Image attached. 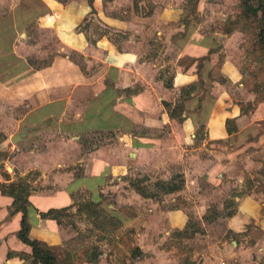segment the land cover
<instances>
[{
    "label": "crops",
    "instance_id": "obj_1",
    "mask_svg": "<svg viewBox=\"0 0 264 264\" xmlns=\"http://www.w3.org/2000/svg\"><path fill=\"white\" fill-rule=\"evenodd\" d=\"M185 1L0 0V53L18 57L16 68L24 71L16 83L23 87V93L25 90L23 96L32 100V105L21 113L26 122L23 125L35 127L25 118L50 115L52 111L46 110L54 106H59L58 115H71L73 110L80 113L77 112L80 102L83 109L80 117L72 114L63 124L72 134L70 143L68 138L58 141L57 145L45 141V151L32 147L31 154H23L26 161L28 158L34 161L28 168H37L43 177L38 187L27 195L26 220L30 238L47 245L62 241L63 231L57 220L42 216L41 212L70 205L71 191L97 188L120 162L121 157L111 154L115 149H134L128 153H133L134 164H140L144 157L155 154L159 159L173 153L172 148L184 150L187 143L199 139V143L190 148L191 158L185 159L201 176L191 181L222 179L221 187L216 188L219 197H230L234 204L230 213L223 217L224 235L219 242L222 250L232 256L222 259L213 256L211 264H221V261L223 264L253 261L264 264V256H257L255 260L249 256L250 250L264 252V98L252 102V109L240 110L241 104L226 99L228 94L222 90L223 83L233 82V79L229 77L219 83L200 71L202 67L208 70L212 67L211 57L198 69V57L213 52L225 53L221 67L233 75L239 67L229 58L230 52L222 48L211 51V48L214 42L236 40L239 31L198 30L191 19H183ZM196 2L208 4V0H202V4L201 0ZM93 11L98 23L106 29L93 31L89 26L88 29L81 27L87 21L85 17H90ZM29 25L42 31L43 36L50 35L59 49L81 53L86 71L94 65L93 70H81L68 52L55 53L45 63L33 65L32 60L40 57L18 49L21 42H26ZM29 45L34 48L37 43ZM166 51L168 54L175 52V56L170 66L172 71L166 70L169 75L164 81L160 78V68L166 58L157 57ZM184 56L191 60L183 63L180 58ZM2 65L4 68L10 66L6 61ZM188 84L193 87L188 88ZM200 85L207 89H200ZM81 91L86 93L83 101L78 95ZM253 97V93L248 94L247 101ZM164 102L180 105L182 119L172 117ZM226 119H231L235 126L229 132ZM166 123H170L169 127ZM94 129L112 131L118 141L80 153V134L75 133ZM33 130L36 127L20 143L28 142ZM199 149L206 152L198 154ZM78 153L75 160L82 168L75 173L72 160ZM57 158L64 160L58 162ZM50 184L53 187L46 189ZM208 189L211 191V186ZM202 191L198 196L205 195V189ZM208 196L214 195L208 192ZM58 199L61 202L54 204ZM10 202L11 197L0 192V264H44L46 256L34 254L17 236L21 211L11 210ZM200 206L197 203V207ZM168 213L170 219L178 220L184 211L176 208ZM155 259L158 260V256Z\"/></svg>",
    "mask_w": 264,
    "mask_h": 264
},
{
    "label": "rangeland",
    "instance_id": "obj_2",
    "mask_svg": "<svg viewBox=\"0 0 264 264\" xmlns=\"http://www.w3.org/2000/svg\"><path fill=\"white\" fill-rule=\"evenodd\" d=\"M196 1H185L183 19H191L198 25V30L202 32H228L233 29L239 31L236 40L214 42V48H211V51L222 48L230 52L228 53L229 58H233L239 67L238 70H234L233 75L221 67L220 62H223L221 59L225 53L213 52V54L198 57V69L200 65L203 66L204 61L211 57L214 61L212 67L208 70L201 66L200 71L205 73L210 80L215 79L219 83L229 77L233 79V82L223 83L222 90L228 94L226 99L239 102L242 106L240 110L252 109V102L255 103L264 98V56L256 37V19L242 17V0H208V4L203 5H199ZM200 3L202 4V0ZM93 12L90 17H85L87 21L81 27L88 29L89 26L93 31L106 29L101 27L102 25L96 19V12ZM28 31L26 42H21L18 49L20 52L27 51L29 54L34 53L40 57L32 60L33 65L45 63L48 57L55 53L68 52L59 49V45L50 35L47 34L45 37L42 31L33 29L30 25ZM32 42L37 43L35 49L30 48L29 43ZM68 56L78 64L81 70L85 72L88 69L93 70L94 65L86 71L84 68L86 63L81 53L68 52ZM174 56L175 52L168 54L166 51L158 54V59L169 60L167 63L165 60L162 69L160 68V78L164 81L169 75L168 72L172 71L170 66H172ZM180 59L186 63L191 60V57L184 56ZM5 61L8 66L10 65V69L3 67L2 64ZM17 62L18 57L15 55L0 53V182H3L1 179H7L5 182H10L22 178L27 184L29 193L38 187L43 177L37 168H28L29 165L34 164V161H29V158L26 161L23 154H31L32 147L38 151H45V141H51L57 145L58 141L68 138V143H70L69 138L72 134L65 129L63 124L72 118V114L80 117L83 109L80 102L77 103L79 108L77 112L80 113L73 110L71 115H58L59 106H54L46 110V112L52 111L50 115L25 118L30 121L31 125H35L36 130L31 132L30 140L24 144L19 141L11 142L9 135L20 131L21 125L25 122L24 117L21 116L22 111L32 105L31 97H24L25 90L23 93V87L16 83L20 79V73L24 71L22 68H16ZM204 88L207 89L206 86L200 85V89L204 90ZM250 93L254 94L253 100L247 101V95ZM78 95L81 101L86 98L85 91H81ZM168 103L171 108L173 105L171 106V102ZM177 106L172 109L175 116L180 111ZM164 107L168 110L167 106L164 105ZM166 125L169 127L170 123ZM75 134H80V153L95 150L101 144L118 141L116 137H113V132L108 130L94 129ZM195 143L198 144L199 139L187 143L184 150L178 151L179 149L172 148L173 153L159 157V159L155 154L144 157L140 164H134L132 162L133 153H128V151L133 152L134 149L123 147L121 150L115 149L114 153L110 150L109 153L112 152L113 156L121 157L117 164L118 167L114 166L116 169L113 173H109L97 188L91 190L79 188L71 191L72 203L65 209L52 212L56 215L63 231L60 243L48 245L57 263L211 264L210 260L213 256H221V259L224 256H232L229 252L222 250L219 242L224 235H222V220L232 210L234 204L231 200L233 199L219 197V190L216 188L221 187L222 179L212 182L204 179L191 181L194 177L196 179V176L201 178L200 173L193 171L192 165H188L185 161L191 158L189 156L193 152L190 148L195 146ZM172 149H168L169 152ZM60 151L64 158V150ZM75 152L77 153L76 149ZM156 152L159 153L157 150ZM203 152L206 150L199 149L198 154H203ZM80 153L72 160L75 173L81 171L82 168L75 160ZM63 158H57L58 162H62ZM47 186L46 189L53 187L51 184ZM209 186L212 188L211 191L208 189ZM203 189H205V195L198 196L197 193ZM208 192H212L214 196H208ZM202 193L203 191L200 194ZM228 193H231L230 190ZM210 199L211 201L207 202ZM60 202L61 199H58L53 203L57 205ZM197 203L201 206L197 207ZM176 208H181L184 213L178 220L175 217L170 219L168 212ZM162 213L165 214L164 217ZM157 256L158 260L155 259ZM249 256L255 260L257 256L259 258L264 256V252L256 253L250 250ZM164 258L167 261H162ZM255 263L253 261L246 264Z\"/></svg>",
    "mask_w": 264,
    "mask_h": 264
},
{
    "label": "trees",
    "instance_id": "obj_3",
    "mask_svg": "<svg viewBox=\"0 0 264 264\" xmlns=\"http://www.w3.org/2000/svg\"><path fill=\"white\" fill-rule=\"evenodd\" d=\"M241 11H242V17H245V18L252 17L256 19V22H257L256 37L259 43V48L261 50V53L264 56V0H242ZM187 86L190 89L193 87L192 84H188ZM163 104L167 106L168 111L172 117L174 116L178 120L182 119V117L179 114V111L176 116L174 115L172 111V109L176 108L177 105H173L170 108L168 102H164ZM177 107L179 109L180 105H178ZM225 122H226V129L228 132L235 128V126L231 122V119H226ZM228 122H229V125H228ZM230 123L232 124L230 125ZM0 192L3 194H7L11 197V202H10L11 210L21 211L20 227L16 231L17 236L31 247V250L32 252H34V254H43L46 256L44 264H58L55 259L52 249L47 244L35 238H30L28 236L29 225L26 220V208L28 204V200H27L28 189H27L26 182L22 178L17 179V181L14 180V181L5 182V183L0 182ZM66 207L67 206H63L60 208L51 207V208H48L46 211L41 212V215L49 216L57 220L56 215H54L52 212L56 210H60V209H65ZM21 255L25 256V254L23 253Z\"/></svg>",
    "mask_w": 264,
    "mask_h": 264
},
{
    "label": "bare ground",
    "instance_id": "obj_4",
    "mask_svg": "<svg viewBox=\"0 0 264 264\" xmlns=\"http://www.w3.org/2000/svg\"><path fill=\"white\" fill-rule=\"evenodd\" d=\"M31 129H32L31 126H28V125H24L23 127H21V130H20L21 132L18 135L17 141L21 142L23 140V138L28 135V133H29V131H31Z\"/></svg>",
    "mask_w": 264,
    "mask_h": 264
},
{
    "label": "water",
    "instance_id": "obj_5",
    "mask_svg": "<svg viewBox=\"0 0 264 264\" xmlns=\"http://www.w3.org/2000/svg\"><path fill=\"white\" fill-rule=\"evenodd\" d=\"M24 125H22L21 127H23ZM23 129V128H22ZM21 131L16 132L15 134H11L9 135V139L11 142H16L18 140V135L20 134Z\"/></svg>",
    "mask_w": 264,
    "mask_h": 264
}]
</instances>
